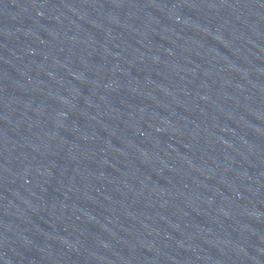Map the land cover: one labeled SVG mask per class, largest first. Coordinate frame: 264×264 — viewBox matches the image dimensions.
<instances>
[{
	"label": "water",
	"instance_id": "obj_1",
	"mask_svg": "<svg viewBox=\"0 0 264 264\" xmlns=\"http://www.w3.org/2000/svg\"><path fill=\"white\" fill-rule=\"evenodd\" d=\"M264 115V0H0V221Z\"/></svg>",
	"mask_w": 264,
	"mask_h": 264
}]
</instances>
